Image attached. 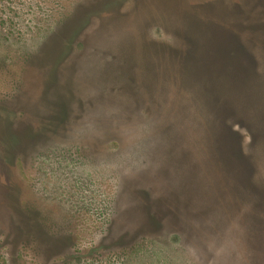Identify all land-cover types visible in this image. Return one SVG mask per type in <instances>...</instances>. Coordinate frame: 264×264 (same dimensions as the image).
Masks as SVG:
<instances>
[{
	"label": "rangeland",
	"instance_id": "374dc122",
	"mask_svg": "<svg viewBox=\"0 0 264 264\" xmlns=\"http://www.w3.org/2000/svg\"><path fill=\"white\" fill-rule=\"evenodd\" d=\"M263 7L0 0V264H264V166L260 189L239 187L254 194L240 224L217 173L218 182L204 178L209 209L192 208L161 142L179 141L192 155L182 166L199 165L202 174L210 140L225 163L254 179L241 161L252 156V140L233 130L243 136L257 125L241 126L242 115L199 92L192 73L226 60L230 49L234 64L251 70L239 44L263 43L255 31ZM213 73L205 76L214 84L230 79Z\"/></svg>",
	"mask_w": 264,
	"mask_h": 264
},
{
	"label": "trees",
	"instance_id": "16d2710c",
	"mask_svg": "<svg viewBox=\"0 0 264 264\" xmlns=\"http://www.w3.org/2000/svg\"><path fill=\"white\" fill-rule=\"evenodd\" d=\"M255 5V4H254ZM257 6V5H256ZM255 6V7H256ZM264 8V7H263ZM264 14V9H262L259 12V15ZM264 18V17H263ZM263 23V24H262ZM260 23H256L255 31L259 30L261 32H264V21ZM244 41V40H243ZM243 46L239 44V46L248 54V59L252 61V67L251 70H248V72H244L242 64L240 63L239 66H236L234 64L233 55L236 54L233 53V49H230V55L226 57V60H231L230 62L234 64V69L236 71L231 69V72L229 71L228 66H226V60L225 58L220 59L215 66L211 67L210 70H201L199 72H196L195 74L192 73V76H196L193 79L195 80V84L197 85L198 91H202L204 93H207L210 95L212 102L219 100L220 107H226V109H230L232 114L236 115L237 112H239L242 116V121H239V124L242 126H247L248 124H251L253 126L257 125V130L255 128L253 130H249L248 133L250 134H242L238 131H234L233 133L235 135L240 136V141H243L244 138L248 139L250 138L252 140V143L249 144V147L247 150H249L248 153H251L252 156L243 154L244 160H241L243 163L246 161V165H249V170H254L253 174L251 176L254 178L253 180H250L248 178H245L240 172L235 171L234 167L230 164L225 163V160H223V157H221L220 154H215L212 150L211 141L209 140V146L208 149L205 148V154H206V161L208 163V169L205 170V173L202 172V174H196L195 170H198V166L191 165L189 167L182 166V162L192 157V155L189 156V149H187L184 146H181V143L177 141L178 146H176L175 142L170 143L167 138H164L161 140L162 143L166 144L168 148L169 155L165 158L166 164L168 168H179L175 170L179 173L181 176H183V189L181 188V191L184 192V196L189 198V200L192 198L194 200H190V204H192V208L194 210L197 209L198 212L200 210H207L209 209L208 204H210L208 201H210V195L213 197V193L209 188H207V182L204 178L210 179L211 184L214 183L212 181V178L216 179V174L219 176L218 183H221V191L224 194V196H228L231 203V211L236 215V219H238V222L240 224L245 223V218L243 217V209L245 208V203L249 201L250 206L254 204V194L251 192L248 193V196H244L240 192V188L242 185H247L246 187H256V189H260V180L257 177L258 173L257 170L259 168L263 169L264 166V40L263 43H243ZM233 53V54H232ZM58 61H61V56L58 58ZM238 65V60H237ZM208 69V68H207ZM214 72L213 74H220L221 77H223V74L227 75V78H230L227 84H214L212 79L205 76L207 72ZM233 71V72H232ZM181 72V71H180ZM244 73V74H243ZM183 76V74H182ZM192 76L189 73V77L187 75L185 76L186 83L188 88L190 87L192 89V86L190 82L193 80ZM252 77L253 80H252ZM253 81V82H252ZM252 82L256 84L254 92H249L252 86H249ZM193 97V96H192ZM194 99V97H193ZM193 99L190 96V101H187L190 105L196 106L195 103H193ZM213 110V109H212ZM61 116L59 114L60 118H64L65 115V109L61 107ZM214 112V110H213ZM208 121L204 122V128L206 133L210 136V127L209 124H207ZM248 129V128H246ZM247 135V136H246ZM261 136L262 140L256 139V136ZM140 145L142 146V142H140ZM137 146V145H136ZM140 146V147H141ZM181 148H180V147ZM243 150V149H242ZM178 154V157H173L174 152ZM192 164V162L190 163ZM193 166V167H192ZM214 167V168H212ZM260 169V170H261ZM215 170V171H213ZM173 171V170H172ZM235 171V172H234ZM237 172L240 173L244 180H242L240 177H238ZM173 173V172H172ZM261 171L259 172V174ZM201 175V177H200ZM261 181L264 180V176H260ZM168 179V178H167ZM171 180V179H170ZM259 180V181H258ZM236 181V183H235ZM169 183H171L168 180ZM253 185L256 186H252ZM264 185V181L262 182ZM225 185V188H224ZM172 188V187H171ZM248 188V189H249ZM251 191V190H250ZM260 194L262 190H259ZM258 194V195H260ZM195 207V208H194ZM204 207V208H203ZM202 212V211H201ZM235 219V220H236ZM246 226V225H245ZM152 227L156 229L157 231H160L161 226L160 222L157 221V219L153 220ZM248 229V226H246Z\"/></svg>",
	"mask_w": 264,
	"mask_h": 264
},
{
	"label": "bare ground",
	"instance_id": "6f19581e",
	"mask_svg": "<svg viewBox=\"0 0 264 264\" xmlns=\"http://www.w3.org/2000/svg\"><path fill=\"white\" fill-rule=\"evenodd\" d=\"M228 134V133H227ZM229 135V134H228ZM228 141V140H227ZM233 143V142H232ZM229 146V145H228ZM118 229V228H117Z\"/></svg>",
	"mask_w": 264,
	"mask_h": 264
}]
</instances>
